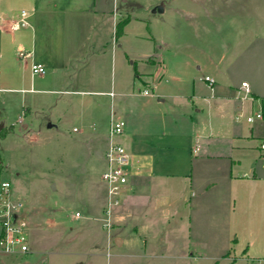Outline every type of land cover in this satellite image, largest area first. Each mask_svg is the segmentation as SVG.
Here are the masks:
<instances>
[{"label":"crops","instance_id":"0c3cea01","mask_svg":"<svg viewBox=\"0 0 264 264\" xmlns=\"http://www.w3.org/2000/svg\"><path fill=\"white\" fill-rule=\"evenodd\" d=\"M13 1L0 0V75L3 70L5 73L0 77L1 92H16L19 86L25 85L24 71L29 67L30 86L21 88L22 91L39 94L79 92L84 96L110 97V104H113V97H116L112 91L113 83L109 91L100 85L106 55L105 31L111 38L113 27L117 40L116 24L133 19L119 6V0H23L28 5L25 12L27 28H30L29 32L23 33L20 32L22 27L10 29L20 18ZM163 7V13L158 14H164L166 7ZM240 8V5H232L233 11L239 12ZM223 11L222 6L210 8L205 5L191 14L212 22ZM12 32L19 34L10 37ZM25 46L29 48L30 56L16 64L13 54L17 52L18 55V50ZM109 51L114 55L112 45ZM75 60L80 65H71ZM32 62L43 64L47 73L32 75ZM158 63L163 72L158 80L152 72H145L151 79L153 92L166 71L163 60ZM206 63L212 70L206 73L214 80L211 86L203 80L204 75H200L194 76L190 90L185 93L180 86L178 91L162 95H145L143 91L147 89H143L139 94V118H132V111L123 109L124 130L116 140L131 155L129 179L120 203L112 209L110 236L94 240V246H102L105 240L107 249L114 248L113 256L127 255L139 260V264H151L161 258L167 264H174L177 258L188 264L197 258L217 264L220 259H231V247L240 240L239 229L248 233L249 228L255 237L242 239V250L252 257L256 252H264V225L259 229L257 221L258 218L264 220V166L259 162L263 159L259 143L264 140V118L254 123L235 119L236 112H249L254 102L262 109L264 89L247 77L235 79L234 74L221 68L223 60L213 53H208ZM188 71H177L171 80L179 82ZM35 76H46V84L50 87L36 88ZM63 81L77 86L84 81L85 85L74 90L56 87ZM242 82L248 84L251 99L243 98ZM99 97L83 98L91 118L97 117L95 109L103 104ZM118 97L124 95L121 93ZM39 99L41 101L42 96ZM26 107L25 112L28 111ZM104 113L107 118L106 110ZM178 118L183 119L184 130L177 129ZM2 126H5L3 122ZM82 138L88 153L101 150L104 157L107 131ZM84 188L88 206L86 216L101 222L100 227L104 228L105 186L102 204L95 182L89 180ZM79 213L76 218L83 216ZM35 214L31 215L28 230L42 225V216L37 218ZM207 219H212V225L218 227L213 232L215 238L209 241L214 242L213 248L215 251L219 248L221 254L197 253L198 248L208 249L205 248L208 232L204 231ZM81 225L87 226L86 223ZM78 234L80 232L76 230L74 235ZM125 245L128 251L123 253ZM28 246L26 253L7 256H27L35 250L29 238ZM177 248L178 254L175 253ZM102 253L95 251L92 256Z\"/></svg>","mask_w":264,"mask_h":264},{"label":"rangeland","instance_id":"374dc122","mask_svg":"<svg viewBox=\"0 0 264 264\" xmlns=\"http://www.w3.org/2000/svg\"><path fill=\"white\" fill-rule=\"evenodd\" d=\"M118 3L133 19L124 25L117 40L113 27L110 30L111 38L105 31L106 55L100 85L109 91L113 83L112 91L116 94L113 104H110V97L84 96L79 92L39 94L22 91L21 88L30 86L29 67L24 71L26 84L19 86L18 91H0V124H5L0 129L4 130L0 139V181H8L12 199L21 202L18 219H24L27 224V236L35 249L27 256L8 257L0 254V264H139V260L127 255L121 258L113 256L115 250L113 247L107 249L105 240L102 246L93 244L94 240H102L103 236L109 237L113 224L111 218L110 227L107 228V217L102 215L104 229L100 227L101 222L86 216L88 206L84 186L89 180L95 182L99 186V203L102 204L104 184L101 175L105 169V159L101 150L88 153L82 137L107 131L110 115L115 112L114 117L121 120V117L124 118L121 115L123 109L131 110L132 118H139V94L143 89L161 95L178 91V86L184 93L189 91L194 76H206L212 71L206 63L208 53L223 60L221 68L234 74L235 79L247 77L264 89V0H119ZM160 4L166 7L163 15L152 12ZM233 4L241 6L239 12L233 11ZM12 5L18 13L28 8L23 0H14ZM205 5L210 8L222 6L223 14L215 16L212 22L192 16V11L196 13ZM170 8L187 12H174ZM27 30L29 32L30 28L22 27L20 32ZM12 33L10 37L19 34ZM246 42L250 43L245 45ZM111 45L115 49L114 55L109 51ZM24 49L29 50L27 46ZM12 58L14 62L17 61L16 64L23 61L17 52ZM158 60H163L166 71L153 92L151 79L145 72H152L158 80L163 74ZM71 65L80 64L75 60ZM180 70L189 71L179 82H173V74ZM3 72L0 77L5 76ZM35 78L36 88L50 87V84H46V76ZM84 83L81 81L79 84L84 86ZM80 86L66 81L56 85L68 90ZM121 93L124 97H118ZM89 97H99L103 101L100 109H95L98 113L95 118L87 114L88 108L83 101V98ZM36 99L39 101L36 102ZM258 111L257 102H254L249 112L239 111L236 115L241 113L239 120L246 121L247 116ZM183 122L178 118V130H184ZM10 127L12 130L9 131ZM27 129L32 131L29 133ZM259 162L264 166V158ZM76 211L83 216L76 218ZM32 214L37 218L42 216V225L28 230ZM211 220L207 219L204 227V231L208 232L205 246L208 249L203 251L198 248V254H221L219 248L216 251L213 248L216 246L214 242L209 241L215 238L213 232L218 228L212 225ZM257 221L258 228L262 229L264 220L258 218ZM84 223L87 226L81 225ZM76 230L80 234L74 235ZM239 231L240 240L231 247V259H220L217 264H264V252H256L252 257V254L242 250V239L255 237L251 230L248 228L249 234L244 230ZM125 248L121 252L128 251ZM95 251L103 253L92 256ZM175 253H179L178 248ZM165 261L161 258L151 264H167ZM174 264L188 262L177 258ZM191 264L216 263L197 258Z\"/></svg>","mask_w":264,"mask_h":264},{"label":"built area","instance_id":"2783aa9c","mask_svg":"<svg viewBox=\"0 0 264 264\" xmlns=\"http://www.w3.org/2000/svg\"><path fill=\"white\" fill-rule=\"evenodd\" d=\"M26 12H20V18L15 20L11 26V30H18L21 27H26ZM30 56L29 52L20 48L18 57L25 60ZM32 75H43L46 73V67L37 62H32L30 65ZM203 80L211 86L214 83L213 78L204 76ZM241 88L244 89L243 98L250 96V88L246 82L241 83ZM1 91V89H0ZM148 90H144L143 94H149ZM113 95V94H111ZM251 97V96H250ZM242 117L241 113L235 116L236 120ZM262 111H258L254 115L246 117L248 123H253L256 119H262ZM124 122L114 117V113L109 118L107 128L106 149L104 151L105 169L102 172L101 179L106 191V206L105 226L110 227L109 220L111 219L112 209L121 201L123 190L129 179L128 167L131 164V155L116 139L123 133ZM259 149L263 153L264 158V140L260 141ZM22 207L20 201H14L11 197V184L8 181H0V254L12 255L16 253H26L29 250L27 238V224L24 219H18L17 212ZM15 215V219H12ZM76 216L80 213L76 212Z\"/></svg>","mask_w":264,"mask_h":264},{"label":"trees","instance_id":"16d2710c","mask_svg":"<svg viewBox=\"0 0 264 264\" xmlns=\"http://www.w3.org/2000/svg\"><path fill=\"white\" fill-rule=\"evenodd\" d=\"M128 19H124L122 21H119L117 24H116V27H115V34L116 36L118 37L119 35L122 34V31H123V27L125 25V23L127 22ZM262 101V115H263V118H264V98L261 100ZM1 125V124H0ZM3 133H4V130H1L0 131V139L2 138L3 136Z\"/></svg>","mask_w":264,"mask_h":264},{"label":"water","instance_id":"95a60500","mask_svg":"<svg viewBox=\"0 0 264 264\" xmlns=\"http://www.w3.org/2000/svg\"><path fill=\"white\" fill-rule=\"evenodd\" d=\"M164 11V7L163 4L157 5L152 9L153 13H163ZM0 129H1V125H0ZM12 219H15V215H12Z\"/></svg>","mask_w":264,"mask_h":264}]
</instances>
